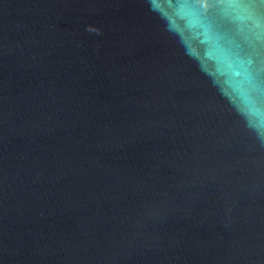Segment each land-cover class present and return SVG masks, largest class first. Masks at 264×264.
I'll use <instances>...</instances> for the list:
<instances>
[{"label":"water","instance_id":"1","mask_svg":"<svg viewBox=\"0 0 264 264\" xmlns=\"http://www.w3.org/2000/svg\"><path fill=\"white\" fill-rule=\"evenodd\" d=\"M0 264H264V4L0 0Z\"/></svg>","mask_w":264,"mask_h":264},{"label":"snow or ice","instance_id":"2","mask_svg":"<svg viewBox=\"0 0 264 264\" xmlns=\"http://www.w3.org/2000/svg\"><path fill=\"white\" fill-rule=\"evenodd\" d=\"M259 3L264 4V0H259Z\"/></svg>","mask_w":264,"mask_h":264}]
</instances>
